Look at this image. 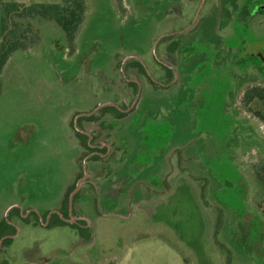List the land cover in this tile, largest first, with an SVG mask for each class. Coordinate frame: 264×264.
<instances>
[{"label":"rangeland","instance_id":"rangeland-1","mask_svg":"<svg viewBox=\"0 0 264 264\" xmlns=\"http://www.w3.org/2000/svg\"><path fill=\"white\" fill-rule=\"evenodd\" d=\"M85 3L72 47L59 27L43 23L38 29L39 48L15 52L0 78V221L11 204L42 214L64 205L87 154L71 123L76 111L104 102L124 106V117L135 113L146 117L140 132L120 130L119 146L127 150L131 142L141 149L134 164L153 159L161 147L171 152L162 170L165 185L146 202L130 207L123 193L110 200L102 196L101 214L87 203L88 240L73 227L48 229L43 219L38 223L26 215L18 221L20 232L12 247H0V262L6 254L11 264H31L26 262L30 253L39 250L40 257L49 259L43 264H264V191L257 180L258 172L264 176V124L242 106L244 90L264 86V80L255 66L249 67L252 76L240 78L225 102L233 59L224 52L220 57L225 60L213 64L210 43L215 37L220 47L238 51L243 42L246 50L231 54L254 59L264 51V13L241 24L230 18L241 0H230L225 11L223 0ZM165 36L190 40L191 50L202 58L191 67L204 65L203 69L190 70L189 79L179 74L167 82L171 77L167 79L153 55L167 51L168 41L161 39ZM169 57L181 71L178 52ZM131 58L145 64L162 87L142 77L140 92L134 93L121 72ZM234 71L239 73L238 67ZM165 83L173 87L166 89ZM154 106L160 110L158 117L163 116L158 120L149 115ZM87 133L100 137L103 130L92 123ZM99 141L112 144L106 136ZM112 145L110 153L116 148ZM200 150L198 157L190 155ZM204 165L210 177L197 176ZM77 209L85 214L83 206Z\"/></svg>","mask_w":264,"mask_h":264},{"label":"flooded vegetation","instance_id":"flooded-vegetation-1","mask_svg":"<svg viewBox=\"0 0 264 264\" xmlns=\"http://www.w3.org/2000/svg\"><path fill=\"white\" fill-rule=\"evenodd\" d=\"M224 3V11L227 9L226 6L230 7V0H223ZM250 5L253 6V11L248 9V16L246 17L245 22L249 19H251L255 14L257 13H264V8H262L264 6V1H261V3L259 4H253L252 2H250ZM259 8L257 11H255V9ZM249 8V7H248ZM253 12V14H252ZM231 19L235 18L237 19V8L236 6L233 7V10H231ZM211 32H214L215 30V22L211 23L210 25ZM171 37V36H170ZM169 37H164L161 38L164 41H168V46L166 47V52L165 54L162 53H157V51H154L153 55L154 58L156 60L157 63H159L162 67H165V72H168L171 74V79L168 82H171L174 78L175 75L179 74H187L188 75V79L191 75V72L194 70H198L201 71L204 67V65L200 67L197 66V68L192 69L191 64H193V66L195 65V63H198L202 60L201 53L200 52H193L191 50V46L190 45V40L188 41H181V40H176L173 41L172 39H168ZM210 43L212 44V55H213V59L211 62L215 61V63L218 62L219 57H220V45H219V40L215 39V37H213L212 39H210ZM159 42L155 45V47L157 48ZM175 44H177L178 46H175ZM177 51L180 57V68L182 69L181 71H178L176 66H178L176 64V66L174 65L175 63L171 61L170 59V55L172 54V52ZM229 50V52H228ZM246 50V47L244 46L243 42L242 44L239 46L238 51H236V49L233 48H225V52L228 53L229 57L232 56L231 59H233V62L231 63V69L233 72V78H231V80H229L228 82V90L227 93L225 95L226 96H230L232 95L231 92H234L235 87H236V82H237V78H243L244 75L246 74V76H249L248 73V68L249 67H253L255 66L256 69L259 71V73L262 75V80H264V51H260L259 56H254V59L248 60L247 56H237V54L239 53V55L244 52ZM232 51H236L237 54L232 55ZM169 55V56H167ZM206 55V54H204ZM164 56V59L162 60ZM228 57V58H229ZM235 58V59H234ZM204 59V58H203ZM230 59V58H229ZM131 60H133L131 58ZM130 61V60H129ZM140 62V61H139ZM142 65L143 63L140 62ZM214 64V62H213ZM144 66V65H143ZM233 66V67H232ZM242 66V67H241ZM244 66V68H243ZM238 67L239 73H236L234 71V68ZM145 68V67H144ZM192 70V71H190ZM123 71H125L124 69L121 71L123 73ZM145 71L147 73V70L145 68ZM126 73V72H124ZM149 76V78L155 83L154 87H162V84L157 83L149 74H147ZM252 76V74H250ZM250 76V77H251ZM126 79V78H125ZM188 79L186 81H188ZM128 81V80H127ZM165 87L164 88H171L173 87V84L169 83H165ZM138 86V84H137ZM202 85H196L194 88H199ZM183 87V85H182ZM184 89H185V85H184ZM186 90V89H185ZM111 106V105H110ZM111 107H116L119 111L124 112L126 109L124 106H111ZM84 135H86L87 138V144H88V148L89 149H85L87 154L83 160V167H82V173L81 175L78 177V181L82 180L84 178V176L86 175L85 179L82 180L81 185L78 189V191L73 195L72 197V204L71 206L69 205V196L70 193L75 189L76 184H74L73 188L71 189V191L67 194V211L66 212H62V207H59L58 209H51L48 211V213H40L39 210H37L36 208H28L26 210H24V208L15 203L13 204L8 210V212L6 213V217L5 220L7 221V224L10 225L12 228H5L4 229V235L0 238V247L3 246L4 248H9L12 247V241H14L18 236H19V232H20V227L18 225V221L19 220H23L24 216L26 215H31L34 217V219L38 222L41 223L42 219L44 220V225L45 227H47L48 229H55L61 226H70L75 228L76 233L78 236H80V238L82 239H86L88 240L90 238L89 234H84V232H87L88 230V225L89 222L91 220L88 219L87 217V212H86V205L87 203H92L93 204V209H95V214H101V198L104 195L105 191L100 187V185L98 184L97 180L94 178V175L89 171L88 169V164L91 161H103L106 159V157L108 156V154L110 153L111 150V145L110 144H105L104 141H99L95 140L93 137V134H88L87 131H78ZM105 146L104 148H101L102 146ZM81 178V179H80ZM84 188H86L87 190L85 192H83ZM77 196V197H76ZM81 200V204L84 207L85 210V214H80L79 211H77V207H76V202ZM127 207H130V204L127 205ZM7 216L9 218H7ZM55 216L57 218H55ZM57 219H60L61 221H63L66 225H58L56 224ZM47 225V226H46ZM8 241V242H7ZM39 251V250H38ZM38 251H34L32 254L30 253L29 255V259L26 262H30L31 264H35V263H40L48 260L45 258L40 257L37 252ZM1 252H3L2 250H0V254ZM39 256V258H37L36 256ZM4 257L5 260H1L0 264H9V260L6 259L8 258V256L5 254L6 258L4 255H2ZM36 258V259H34ZM43 259V260H42ZM45 259V260H44ZM23 264H26L24 262H22ZM21 263V264H22ZM38 263V264H39ZM11 264V263H10ZM12 264H16L15 262Z\"/></svg>","mask_w":264,"mask_h":264},{"label":"trees","instance_id":"trees-1","mask_svg":"<svg viewBox=\"0 0 264 264\" xmlns=\"http://www.w3.org/2000/svg\"><path fill=\"white\" fill-rule=\"evenodd\" d=\"M264 0H241L239 7L236 6L237 22L244 24L246 17L248 16V5L250 2L253 4H259ZM120 5L121 0H116ZM166 8V5H165ZM160 8V10H163ZM1 10V40H0V76L4 67L7 65L9 58L17 51L26 49L28 46L34 44L40 37L39 28L43 23H52L59 27L64 35L66 44L72 47V44L77 36L79 28L83 22L86 3L85 0H60L57 3H30L24 5L15 1H0ZM12 14H15L13 16ZM15 18V19H13ZM14 27V29L12 28ZM17 28V30H15ZM212 29V27L210 28ZM30 34V35H29ZM175 46H178L175 44ZM64 50V48H62ZM63 52V51H62ZM225 52V48L220 47V54ZM222 57H219L218 62ZM242 67V66H241ZM165 69V67H163ZM244 68V66H243ZM125 72L130 77L138 78L142 77L148 79L150 84L155 83L147 75L144 66L136 60H130L125 65ZM171 77L168 72L167 79ZM239 78L237 79L238 82ZM168 82V81H167ZM132 91L136 93L137 84L134 82H127ZM159 86H157L158 88ZM161 89V88H159ZM243 108L257 118L262 124H264V86L258 84L248 86L242 96ZM106 113L112 114L115 117L125 116L124 112L119 111L116 107L106 106L99 110L97 115L90 117H81L80 121H94L101 115ZM82 146L85 149L88 148L87 136L76 131ZM257 180L260 183L264 191V176L262 173H257ZM73 186L71 187V189ZM77 197V196H76ZM62 206V212L67 211V197L64 200ZM55 218H57L55 216ZM56 224L66 225L60 219H57ZM5 228H12L7 224L5 219L0 221V238L4 235ZM8 242V241H7Z\"/></svg>","mask_w":264,"mask_h":264},{"label":"crops","instance_id":"crops-1","mask_svg":"<svg viewBox=\"0 0 264 264\" xmlns=\"http://www.w3.org/2000/svg\"><path fill=\"white\" fill-rule=\"evenodd\" d=\"M0 1H9V0H0ZM15 2L18 3H22L24 5H28L30 3H41V2H27L24 0H15ZM56 3V2H55ZM0 40H1V10H0ZM39 40L38 39L34 44H32L31 46H28L26 49L21 50V51H26L27 49H31L33 51V48L36 50L39 48ZM56 43V42H53ZM66 43V42H65ZM62 48H64L63 46L61 47V58L64 57V53L66 51V49L64 48V50H62ZM54 49V48H53ZM12 57V56H11ZM8 60L7 65L4 67L3 72L1 74V76H4L9 69L10 66V59ZM145 67V64H144ZM146 68V67H145ZM147 70V69H146ZM249 73V72H248ZM147 74L148 73L147 71ZM251 73H249V76H246V74L244 75L243 78L245 77H250ZM127 75V74H126ZM151 75V74H150ZM0 76V78H1ZM128 77V81L127 82H134L135 84H138L137 86V91L136 93L140 92V88H141V82L139 79L134 78V77ZM237 83V82H236ZM237 87V84H236ZM236 87L234 92L236 91ZM234 92H231L232 94H234ZM232 95H228L225 97V102L228 101V99L231 97ZM105 103H110V102H104L101 103L99 105L105 104ZM111 106H118L117 103H111ZM160 104V103H158ZM99 105L95 106L93 109L91 110H87V111H82V112H77L75 109L74 111H76L75 113V117L73 120V123H71V127L74 130V132L76 131H87L88 129L91 128V124L94 123L97 125V127L102 131L103 133L100 137L96 136L95 134H93V137L95 140L98 139H102V136H106L108 140H111L112 144H114L116 146L115 151L119 152V154L117 155V157H115V151L113 150L112 153H109L108 156L106 157L105 160L103 161H91L88 164V169L89 171L94 175V178L97 180L98 184L100 185V187L105 191L103 197H106L108 200L109 197L114 198L113 196L119 194V193H123V199L125 200V205L127 207L128 204L130 203H144L147 201V198L151 197V193L156 191V190H161L164 187V183H165V178L162 174V170L165 169L166 163L168 161L170 156L167 155H171V152H163V148L161 147L160 149H156L152 156L153 159L151 157H148L143 163H135L134 161H136V156L138 155V152H140L141 149H138V147L134 146L135 144H132L131 142L129 143L128 149L127 150H123L121 149L122 147L119 146V142H120V137H118L120 135V130L125 129V128H132V129H137L141 130V126L144 125L146 123L145 116H141L139 113H135L134 115H130L128 117H115L112 114L106 113L107 117H105L104 115L100 116L97 120L94 121H80L81 117H90L93 115H97V113L99 112L100 109L106 107L103 106L101 108H99L98 110H96L93 114L91 115H87L90 112H92L96 107H98ZM110 106V105H107ZM163 106L161 105V108ZM165 109H167V106H164ZM165 111V110H164ZM160 110L157 109V107L154 106V108H151V111L149 112L150 118L152 120H158V118H162L163 116H160ZM168 113V112H167ZM146 115V114H144ZM102 117V118H101ZM144 119V120H143ZM137 120V122L135 121ZM135 124V126H133ZM76 138L77 135L75 133ZM64 137L66 138V134L64 135ZM79 139V138H78ZM80 141V140H79ZM81 144V142H80ZM110 144V145H112ZM82 146V144H81ZM83 147V146H82ZM113 148V145H112ZM200 152H202L201 150L198 152H193L190 155H196L197 157L200 155ZM164 155V156H163ZM189 155V156H190ZM160 156L161 159L160 160ZM189 158V157H188ZM182 159V157H181ZM200 161V160H199ZM201 162V161H200ZM129 166V168H128ZM154 166L156 167V169L154 168ZM203 168H205V170H200V173L196 174L199 177V174L203 176L207 175L208 177H210V170L206 167V165L203 166ZM195 173V172H194ZM195 175V174H194ZM196 176V177H197ZM85 192L87 189L84 188L83 189ZM149 193L147 197V194ZM13 204H11L7 209H9ZM82 206L81 204V200L76 202V207L78 206ZM49 260V259H48ZM46 260V261H48ZM48 263V262H47ZM40 264V263H39ZM41 264H43V262H41Z\"/></svg>","mask_w":264,"mask_h":264},{"label":"water","instance_id":"water-1","mask_svg":"<svg viewBox=\"0 0 264 264\" xmlns=\"http://www.w3.org/2000/svg\"><path fill=\"white\" fill-rule=\"evenodd\" d=\"M262 8H264V6H263ZM107 105H112V104H111V103H105V104L99 105L98 107H96L92 112H90V113L87 114V115H91V114H93L96 110H98L99 108H101V107H103V106H107ZM85 177H86V175L84 176L83 179H85ZM83 179H82V180H83ZM82 180H80V181L77 182L75 189L70 193V196H69V205H70V206H71V204H72V197H73V195L78 191V189H79V187H80V185H81Z\"/></svg>","mask_w":264,"mask_h":264}]
</instances>
